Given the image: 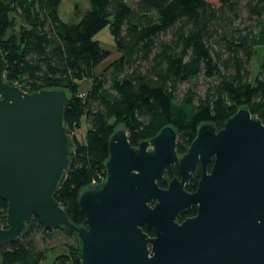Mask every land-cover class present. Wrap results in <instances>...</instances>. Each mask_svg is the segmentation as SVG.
<instances>
[{"label": "trees", "instance_id": "16d2710c", "mask_svg": "<svg viewBox=\"0 0 264 264\" xmlns=\"http://www.w3.org/2000/svg\"><path fill=\"white\" fill-rule=\"evenodd\" d=\"M61 1L0 0V51L7 82L28 93H68L64 123L75 156L54 197L72 223L84 220L76 202L79 189L105 179L108 138L118 124L132 146L173 127L178 155L200 124L218 130L242 105L264 124V58L252 79L249 67L255 47L264 48V0H88V10L75 22L60 18ZM242 18L255 24L242 25ZM105 27L120 55L97 73L109 55L95 38ZM200 80L205 88L197 90ZM85 81L90 86L81 95ZM184 83L190 84L181 92ZM82 122L80 141L73 131ZM196 185L192 181L186 190ZM7 208L0 199L2 227ZM55 232L74 244L59 240L48 247ZM79 250L75 233L44 229L30 216L21 236L0 249V264H80Z\"/></svg>", "mask_w": 264, "mask_h": 264}, {"label": "water", "instance_id": "95a60500", "mask_svg": "<svg viewBox=\"0 0 264 264\" xmlns=\"http://www.w3.org/2000/svg\"><path fill=\"white\" fill-rule=\"evenodd\" d=\"M6 68L0 51V199L8 203L0 249L35 216L44 229L76 234L80 264H264V124L247 106L218 130L200 124L180 156L173 127L132 146L118 124L108 138L104 181L77 193L84 220L76 225L54 197L75 156L64 123L68 93L25 92L5 80ZM173 166L179 177L167 182ZM191 207L196 214L178 221Z\"/></svg>", "mask_w": 264, "mask_h": 264}, {"label": "rangeland", "instance_id": "374dc122", "mask_svg": "<svg viewBox=\"0 0 264 264\" xmlns=\"http://www.w3.org/2000/svg\"><path fill=\"white\" fill-rule=\"evenodd\" d=\"M129 2H132L133 0H128ZM208 2L212 3V4H217V0H207ZM89 6V2L88 0H62L61 4L59 6V15L60 18L65 21V22H75L78 20V18L84 14L87 10ZM264 21V17L262 18ZM242 25L248 26V25H254L255 21H253L252 19L249 18H242ZM15 31L17 32V28H15ZM98 42H99V46L101 49L108 51V57L96 68V72L99 73L103 70L104 67L107 66V64H109L112 60L116 59L117 57H119V53L114 45V42L112 40V37L109 33V29L108 27L103 28L95 37ZM255 55L253 56V58L250 61V71H251V79L256 76V74L259 71V66L261 61L264 58V48L261 46H256L255 47ZM190 83H184L180 86V90L181 92H184L187 87H189ZM90 86V81H85L82 82L80 84V90L79 93L81 95L84 94V92L89 88ZM205 88V83L203 81H199L198 82V88L197 90H201ZM85 130H86V125L84 122H82L81 127L76 129L75 131H73V133L76 135L77 139L80 141H83L84 138V134H85ZM55 239H50L48 242V247H52L56 242H58L59 240H63L66 243L69 244H74V240L71 238H66L63 237V235L59 232H55ZM38 237V244L41 247H44L45 244L40 242V239L42 238L41 236H37Z\"/></svg>", "mask_w": 264, "mask_h": 264}, {"label": "flooded vegetation", "instance_id": "af4514ba", "mask_svg": "<svg viewBox=\"0 0 264 264\" xmlns=\"http://www.w3.org/2000/svg\"><path fill=\"white\" fill-rule=\"evenodd\" d=\"M181 155H182V154H181ZM179 156H180V155H179ZM210 167H211V162H210V163L208 164V166H207V172H209ZM168 173H171V175H172L171 179L174 178V177H179L178 171H177V169H176L175 166H173L171 170H168V171H167L165 177H168ZM200 174H201V167H200V165H199V163H198L197 166H196L195 172H194V174L192 175V179H191L188 183H190V182H192V181H196V182L198 183V180H199V178H200ZM171 179H169V180H171ZM169 180H168V181H169ZM166 181H167V180H166ZM188 183H187V184H188ZM166 186H167V185H166ZM166 186H162V187H166ZM196 187H197V185H196ZM196 187H195L194 190H192V191H188V192H189V193L194 192V191L196 190ZM185 189H186V187H185ZM186 191H187V190H186ZM195 214H196V207H191V208H190L189 210H187L186 212H183V213H180V214H179L178 221H181V220H183V219H185V218H188V217H192V216H194ZM180 216H182L183 219H180Z\"/></svg>", "mask_w": 264, "mask_h": 264}]
</instances>
